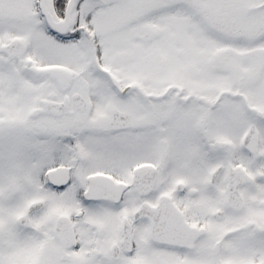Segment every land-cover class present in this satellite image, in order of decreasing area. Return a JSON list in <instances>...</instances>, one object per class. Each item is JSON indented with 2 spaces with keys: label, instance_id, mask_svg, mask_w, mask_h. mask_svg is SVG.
<instances>
[{
  "label": "snow or ice",
  "instance_id": "obj_1",
  "mask_svg": "<svg viewBox=\"0 0 264 264\" xmlns=\"http://www.w3.org/2000/svg\"><path fill=\"white\" fill-rule=\"evenodd\" d=\"M0 264H264V0H0Z\"/></svg>",
  "mask_w": 264,
  "mask_h": 264
}]
</instances>
